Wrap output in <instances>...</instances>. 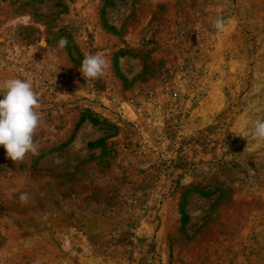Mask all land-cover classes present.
I'll use <instances>...</instances> for the list:
<instances>
[{
    "label": "rangeland",
    "instance_id": "rangeland-1",
    "mask_svg": "<svg viewBox=\"0 0 264 264\" xmlns=\"http://www.w3.org/2000/svg\"><path fill=\"white\" fill-rule=\"evenodd\" d=\"M11 78L40 122L0 145V264H264V0H0Z\"/></svg>",
    "mask_w": 264,
    "mask_h": 264
},
{
    "label": "clouds",
    "instance_id": "clouds-1",
    "mask_svg": "<svg viewBox=\"0 0 264 264\" xmlns=\"http://www.w3.org/2000/svg\"><path fill=\"white\" fill-rule=\"evenodd\" d=\"M223 21L218 19L215 27L223 29ZM67 40L61 39V48L67 45ZM107 60L99 54H88L82 61V72L88 78H98L104 73ZM0 90V145L7 156L13 161L22 160L31 152L38 153L34 143V133L39 126L40 115L36 111L39 107L37 96L30 82L11 78L3 82ZM253 135L256 139L264 140V120L254 122ZM21 200L27 201V193L21 194Z\"/></svg>",
    "mask_w": 264,
    "mask_h": 264
}]
</instances>
